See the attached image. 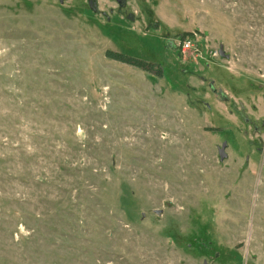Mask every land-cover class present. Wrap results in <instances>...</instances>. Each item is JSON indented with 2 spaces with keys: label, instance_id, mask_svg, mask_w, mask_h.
<instances>
[{
  "label": "rangeland",
  "instance_id": "1",
  "mask_svg": "<svg viewBox=\"0 0 264 264\" xmlns=\"http://www.w3.org/2000/svg\"><path fill=\"white\" fill-rule=\"evenodd\" d=\"M0 264H264V0H0Z\"/></svg>",
  "mask_w": 264,
  "mask_h": 264
},
{
  "label": "trees",
  "instance_id": "2",
  "mask_svg": "<svg viewBox=\"0 0 264 264\" xmlns=\"http://www.w3.org/2000/svg\"><path fill=\"white\" fill-rule=\"evenodd\" d=\"M105 56L110 59L139 68L157 77H161L163 75V69L160 64L143 58L135 57L132 55H128L122 52H116L112 50L105 51Z\"/></svg>",
  "mask_w": 264,
  "mask_h": 264
},
{
  "label": "built area",
  "instance_id": "3",
  "mask_svg": "<svg viewBox=\"0 0 264 264\" xmlns=\"http://www.w3.org/2000/svg\"><path fill=\"white\" fill-rule=\"evenodd\" d=\"M177 47L181 50V52H185L187 50H190L193 47L192 39L185 38L180 41V43H176Z\"/></svg>",
  "mask_w": 264,
  "mask_h": 264
},
{
  "label": "water",
  "instance_id": "4",
  "mask_svg": "<svg viewBox=\"0 0 264 264\" xmlns=\"http://www.w3.org/2000/svg\"><path fill=\"white\" fill-rule=\"evenodd\" d=\"M60 2H62L63 0H59ZM220 54L223 55V51L219 50ZM225 149V144H222V147L219 149V157L220 159H223L226 157V153L224 152Z\"/></svg>",
  "mask_w": 264,
  "mask_h": 264
},
{
  "label": "flooded vegetation",
  "instance_id": "5",
  "mask_svg": "<svg viewBox=\"0 0 264 264\" xmlns=\"http://www.w3.org/2000/svg\"><path fill=\"white\" fill-rule=\"evenodd\" d=\"M176 46H177V44H176ZM177 49H179V48H177ZM179 51H181V50L179 49Z\"/></svg>",
  "mask_w": 264,
  "mask_h": 264
}]
</instances>
